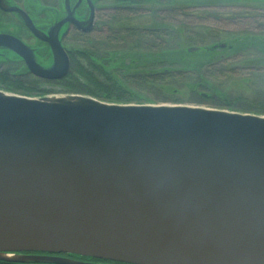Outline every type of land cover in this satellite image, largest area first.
Returning <instances> with one entry per match:
<instances>
[{"label": "water", "instance_id": "water-1", "mask_svg": "<svg viewBox=\"0 0 264 264\" xmlns=\"http://www.w3.org/2000/svg\"><path fill=\"white\" fill-rule=\"evenodd\" d=\"M47 42L45 69L0 35L34 77L62 80L69 59L58 40ZM25 253L264 264V117L0 91V261L85 264L7 259Z\"/></svg>", "mask_w": 264, "mask_h": 264}, {"label": "trees", "instance_id": "trees-1", "mask_svg": "<svg viewBox=\"0 0 264 264\" xmlns=\"http://www.w3.org/2000/svg\"><path fill=\"white\" fill-rule=\"evenodd\" d=\"M101 1L112 8L108 30L95 44L91 41L88 45L72 50L68 75L55 82L59 94H80L104 102L143 105L150 103V100L126 89L145 93L159 91L163 95L162 101L166 102L171 100L161 90L169 95L174 92L168 91V88L182 84L197 97L198 103H208L207 98L218 93L209 82L211 77L207 73L218 59V48L221 53L228 55L253 50L260 55L259 59L264 58V43L258 42L255 37L246 36L220 39L218 43H222L223 48L215 47L213 44L217 42H212L190 53V44L181 39L182 35L190 37L189 29L182 25L178 27L172 22L182 11L205 9L229 2L233 4L240 0H225V3L223 0ZM146 16L152 22L151 25H125L134 18ZM208 35L211 40L215 39L213 35ZM87 37H82L83 43L88 42ZM42 85L36 79L21 74L19 68H4L0 71V90L30 98L53 93ZM195 88L205 90L206 94ZM226 106L228 110H237L233 104L228 103Z\"/></svg>", "mask_w": 264, "mask_h": 264}, {"label": "rangeland", "instance_id": "rangeland-1", "mask_svg": "<svg viewBox=\"0 0 264 264\" xmlns=\"http://www.w3.org/2000/svg\"><path fill=\"white\" fill-rule=\"evenodd\" d=\"M106 1L109 2L110 0ZM224 1L223 3H225ZM97 2L94 32L87 37V43H83L82 38L76 44L77 48L82 47L84 44L88 45L91 41H93L91 43L95 44L105 36L108 30L112 18L111 11L109 8L107 9L109 5H105L104 1L101 0H97ZM172 22L178 25V27L182 25L189 29L190 37L186 35H182L181 37L184 42L190 44L188 49L210 45L212 42H217L213 45L221 48L224 45L218 43L220 39L231 40L234 37L241 36H246L245 38L255 37L258 42L264 43V0H240L233 4L229 2L205 9L182 11L173 18ZM151 23L149 17L146 16L134 18L130 22L125 23V25L148 26ZM208 34L213 35L215 39L211 40ZM73 46L71 47L73 48ZM217 50L220 53L217 56L218 59L213 62L215 65L207 73L211 77V81L209 82L214 86L215 92L218 93L208 97L206 100L208 103H198L197 97L191 93L190 89L182 86V84L181 86L173 85L168 88V91L174 92L169 95L161 90V92L166 94V98L171 100L166 102L162 101L163 95L162 93L159 94V91L151 90L147 93L137 91V89H126V91H133L136 95L150 100V103L143 105L199 107L264 117V58L259 59L260 55L253 50L235 53L234 55L221 53L219 48ZM47 66L49 67V64ZM19 72H22V69H19ZM42 87L53 92L43 97L65 96L64 94H59L58 88L48 86L50 88L48 89L43 85ZM195 89L206 94L205 90ZM0 91L18 95L4 90ZM86 97L93 98L91 96ZM228 103L233 104L237 110H228L226 106Z\"/></svg>", "mask_w": 264, "mask_h": 264}, {"label": "flooded vegetation", "instance_id": "flooded-vegetation-1", "mask_svg": "<svg viewBox=\"0 0 264 264\" xmlns=\"http://www.w3.org/2000/svg\"><path fill=\"white\" fill-rule=\"evenodd\" d=\"M97 3V0H89V2L87 0H0V35L10 36L19 40L31 52L34 62L39 67L45 69L52 67L53 64V53L47 41L54 42L58 40L69 59L70 71V55L72 50L77 48L76 44L79 43L82 37L89 36L94 32ZM109 10L112 13V8H109ZM91 12H93V20L89 31L85 32L84 30L88 27ZM67 19H72L73 22H65ZM62 22H64L63 25H60L57 30L52 31L54 26ZM30 25L38 35L33 32ZM47 64H49V67ZM14 67L22 69L21 74L36 79L43 86L55 88V82L57 81H46L34 77L28 71L25 63L14 52L0 48V71H3L4 68L12 69ZM13 258H61L85 264H119L72 255L40 253L7 256V259ZM0 263L51 264L38 261H31L29 263L0 261Z\"/></svg>", "mask_w": 264, "mask_h": 264}, {"label": "bare ground", "instance_id": "bare-ground-1", "mask_svg": "<svg viewBox=\"0 0 264 264\" xmlns=\"http://www.w3.org/2000/svg\"><path fill=\"white\" fill-rule=\"evenodd\" d=\"M57 101V100H56Z\"/></svg>", "mask_w": 264, "mask_h": 264}]
</instances>
